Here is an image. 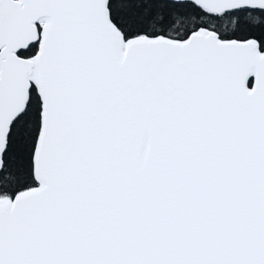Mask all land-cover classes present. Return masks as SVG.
Here are the masks:
<instances>
[{
  "label": "snow or ice",
  "instance_id": "1",
  "mask_svg": "<svg viewBox=\"0 0 264 264\" xmlns=\"http://www.w3.org/2000/svg\"><path fill=\"white\" fill-rule=\"evenodd\" d=\"M0 264H264V0H0Z\"/></svg>",
  "mask_w": 264,
  "mask_h": 264
}]
</instances>
